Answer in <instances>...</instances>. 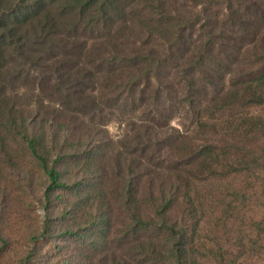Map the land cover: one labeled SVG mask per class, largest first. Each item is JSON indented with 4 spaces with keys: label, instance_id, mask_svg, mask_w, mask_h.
I'll return each instance as SVG.
<instances>
[{
    "label": "trees",
    "instance_id": "1",
    "mask_svg": "<svg viewBox=\"0 0 264 264\" xmlns=\"http://www.w3.org/2000/svg\"><path fill=\"white\" fill-rule=\"evenodd\" d=\"M187 1L199 6L193 18L168 0H0V71L14 56L35 54L38 44L43 45L39 52L59 48L66 59L70 52L89 53L91 65L95 55L104 65L129 66L123 82L118 81V70L108 74L93 67L89 73L97 84L133 95L143 84L144 96L152 87L157 97L170 85L183 93L177 103L186 106L193 119L192 133L175 128L174 133L159 135L175 164L162 165V170L159 166L158 186L142 191L139 158L133 157L127 170L118 163L119 172L113 175L120 182L116 197L104 180L106 168L101 174L97 170L100 147L94 140L75 143L69 129L54 126L21 133L19 140L12 137L10 142L0 135L7 154L10 148L22 150L47 180L41 197L46 214L41 233L33 239L52 242L55 252L37 260L42 251L37 247L19 264H93L92 256L80 259L69 252L67 243L76 240L100 250L103 238L101 243L110 245L108 198H116L128 220L112 244L126 246L122 255L114 249L100 264H253L264 254V114L256 112L264 110V0ZM126 37L134 40L125 42ZM225 38L235 39L237 45ZM187 42L192 54L185 72L177 75L179 81L176 77L165 82L162 71ZM247 44L253 45L252 57L236 71L238 55ZM62 63L66 66V61ZM81 77L85 81L88 74ZM5 87L0 85V95L6 93ZM86 90L78 97L79 106ZM100 97L101 92L92 95L96 107ZM66 111L65 127L71 119H81L78 111L87 115V108ZM18 113L11 108L13 120L7 124L16 126ZM158 125L165 126L166 120ZM10 160L21 164L15 155ZM216 181L219 197L215 195L213 206ZM176 205L181 216L172 219ZM2 240L7 243L0 235Z\"/></svg>",
    "mask_w": 264,
    "mask_h": 264
},
{
    "label": "rangeland",
    "instance_id": "2",
    "mask_svg": "<svg viewBox=\"0 0 264 264\" xmlns=\"http://www.w3.org/2000/svg\"><path fill=\"white\" fill-rule=\"evenodd\" d=\"M168 3L171 6L188 10V16L192 18L199 12V6L193 5L187 0H168ZM203 19L199 24L203 22ZM133 40V38L126 40L123 38V41L129 43ZM225 42L237 45L235 39L225 38ZM41 46L43 45L38 44L35 54L25 52L26 55L22 58L14 56L6 63L5 69L0 71V85L6 86V93L0 95V135L10 142L12 137L19 140L23 134L33 130L45 131L49 126H54V130L64 129L66 131L69 129L74 135L75 143L80 140L79 143H85L86 140L92 139L96 143L95 145H99L100 156L96 167L100 174L104 172L103 168H106L104 180L107 181L108 188L113 191L112 194L115 197L120 188V182L113 178L114 173L119 172L117 165L122 162L127 170L133 157L142 161L144 174L142 191L148 190L152 186H158L159 179H162L155 177L159 166V169L162 170V165L166 167V165L173 166L175 164L172 152L168 150V145L161 141L159 135L174 133L175 128L181 133L186 132V129H188V133H192L193 119L188 117L185 111L186 106L177 103L178 96L183 93L175 92V87L167 85L162 88L158 97L152 87L144 96L142 89L145 86L143 84L136 88L134 95L129 91L122 93L121 90H116L112 92L94 82V77L91 76L89 70H92L93 67L100 73L118 70L120 76L118 81L123 82L128 75V65L121 62L113 66L104 65L95 55L93 57L96 58V62L91 65L87 61L92 54L79 56L77 52H70V57L66 59L63 50L54 48L39 52ZM252 46V44L245 45L241 55H238L241 62L240 65L236 64V71H239L252 57ZM158 47L160 46L158 45ZM191 49L192 46H189L188 42L185 43L177 53V59L170 61L171 65L168 66V70L162 71L165 82L185 72L188 58L192 54ZM38 55H43V58H38ZM62 61H66V66ZM82 74H88L85 81L81 80ZM179 80L180 77L176 81ZM182 82L184 81L182 80ZM182 86L184 87L183 84ZM83 88L87 90L84 93L83 105L80 103L79 106L78 97ZM94 92L102 93V97H100L102 102L99 107H96L92 100ZM6 96L11 98L6 99ZM143 98L146 100L143 101ZM13 107L19 111L20 116L16 126L7 124L8 120H13V116L10 114V109ZM79 107L80 109L87 108V115L82 116V112L78 111L81 119H71L70 124L65 127L63 119H66L68 114L66 109L71 108V111H75ZM256 112L264 114L262 109H257ZM149 113L155 118L149 119L152 117L149 116ZM159 114L162 116H158ZM73 115L76 114L73 112ZM164 120H166V125L160 127L158 123ZM158 129L161 130V134L158 133ZM12 143L17 145L16 141ZM8 150L10 154H7L6 150L0 146V235L7 242L4 244V240L0 241V264H19L23 257L37 247L42 249V251L39 249L35 256L37 260L47 252L54 253L55 248H53V243L46 239L38 241L33 239L34 235L41 233L40 223L46 214L41 197L47 186V180L41 176L40 172L37 173L34 170L30 158L24 156L22 150L17 148ZM11 155H15L16 160L21 164L12 163ZM165 171L167 173L168 170ZM67 176L71 177L72 174ZM102 181L103 178H100V183ZM224 183L222 181L221 188L223 190ZM219 185L220 182L216 181L213 186L214 196L210 202L213 206L217 201L216 198L219 197V188L216 189ZM93 194L95 195V193ZM108 201L112 203V208L109 207L108 213L113 223L109 239L110 245L108 246L105 240L101 243L103 238L100 240V250H91L76 240L67 243L70 244L69 252H76L80 255V259L83 258V255L86 257L90 255L93 264H100L103 257L111 256V253L116 250L118 255H122L125 251L126 245L116 242L114 245L112 242L119 236L124 223L128 221L126 214L116 198H108ZM180 216L181 207L176 205L172 208L171 218L177 219ZM75 221L76 218L71 219V223ZM57 259L58 257L55 258V260ZM253 264H264V254L254 258Z\"/></svg>",
    "mask_w": 264,
    "mask_h": 264
}]
</instances>
